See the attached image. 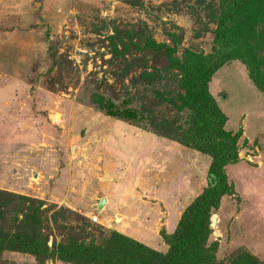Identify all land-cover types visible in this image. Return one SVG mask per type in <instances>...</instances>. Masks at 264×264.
Returning <instances> with one entry per match:
<instances>
[{
    "label": "rangeland",
    "instance_id": "rangeland-1",
    "mask_svg": "<svg viewBox=\"0 0 264 264\" xmlns=\"http://www.w3.org/2000/svg\"><path fill=\"white\" fill-rule=\"evenodd\" d=\"M218 1L0 0V235L40 244L1 246L0 264H82L61 256L75 245L142 264L167 253L211 159L172 60L210 51ZM252 30L264 78L261 16ZM208 93L235 154L183 264H264V90L234 58Z\"/></svg>",
    "mask_w": 264,
    "mask_h": 264
},
{
    "label": "trees",
    "instance_id": "trees-1",
    "mask_svg": "<svg viewBox=\"0 0 264 264\" xmlns=\"http://www.w3.org/2000/svg\"><path fill=\"white\" fill-rule=\"evenodd\" d=\"M217 7L210 51L204 54L190 53L180 63L172 60L173 64L182 66L188 85L183 104L191 112L196 132L204 141L203 145L211 159L206 187L183 212L172 235H164L169 245L167 253H154L146 247L151 258H155L156 264H183L189 252L201 241L203 229L208 224L210 209L229 191L224 167L235 154V136L223 129L224 115L208 93L212 74L227 60L238 58L248 66L254 84L264 90V78H260V70L254 58L255 46L247 41L249 31L254 32L252 29L259 22L260 16L264 20V0H219ZM101 106L111 116L126 115L131 119L135 117L132 109L119 110L110 102ZM4 245L40 254L39 239L4 234L0 235V247ZM136 245L142 247L141 244ZM61 256L68 261L82 264H142L131 261L121 253L105 255L96 249H87L80 245L61 250ZM157 259L160 260L159 263Z\"/></svg>",
    "mask_w": 264,
    "mask_h": 264
},
{
    "label": "bare ground",
    "instance_id": "bare-ground-1",
    "mask_svg": "<svg viewBox=\"0 0 264 264\" xmlns=\"http://www.w3.org/2000/svg\"><path fill=\"white\" fill-rule=\"evenodd\" d=\"M59 117V115L58 114H55V118H58Z\"/></svg>",
    "mask_w": 264,
    "mask_h": 264
},
{
    "label": "built area",
    "instance_id": "built-area-1",
    "mask_svg": "<svg viewBox=\"0 0 264 264\" xmlns=\"http://www.w3.org/2000/svg\"><path fill=\"white\" fill-rule=\"evenodd\" d=\"M94 221H96V218H94Z\"/></svg>",
    "mask_w": 264,
    "mask_h": 264
}]
</instances>
